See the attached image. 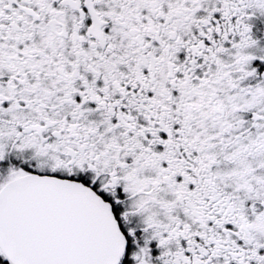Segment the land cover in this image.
<instances>
[{
    "label": "snow or ice",
    "instance_id": "1",
    "mask_svg": "<svg viewBox=\"0 0 264 264\" xmlns=\"http://www.w3.org/2000/svg\"><path fill=\"white\" fill-rule=\"evenodd\" d=\"M0 264H264V0H0Z\"/></svg>",
    "mask_w": 264,
    "mask_h": 264
}]
</instances>
